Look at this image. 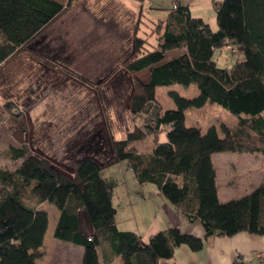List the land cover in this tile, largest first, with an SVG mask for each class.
I'll use <instances>...</instances> for the list:
<instances>
[{
	"label": "trees",
	"instance_id": "1",
	"mask_svg": "<svg viewBox=\"0 0 264 264\" xmlns=\"http://www.w3.org/2000/svg\"><path fill=\"white\" fill-rule=\"evenodd\" d=\"M137 2L140 12L146 5L144 0ZM72 3L0 0V88H9L10 68L17 57L26 53L46 62L30 44L65 15ZM211 6L217 29L193 16L189 5L179 1L163 18L152 19L147 33L141 35L146 31L142 27L133 29L117 66L132 82L128 112L142 122L115 138V123L107 114L109 152L105 161L85 153L68 160L71 173L67 174L52 165L46 144L37 145L43 156L31 149L24 136L26 125L19 118L12 134L16 146L9 145L6 155L20 163L14 172L0 169V264H38L48 226V213L39 208L44 201L59 211L54 236L82 248L81 264H111L114 258L119 264H159L174 256L176 246L200 250L204 238L183 233L176 226L154 232L146 240L135 231L118 228L111 198L118 183L101 171L123 160L139 185L152 183L188 221L199 220L204 237L230 238L241 232L263 236L264 175L249 193L221 202L211 155L261 153L264 158V0H211ZM225 46L234 47L238 55L231 66L221 67L214 55ZM175 49L180 53L165 60L168 51ZM146 68L149 77L142 82L134 74ZM190 83L197 89L194 96L169 90L173 107L163 108L155 97L158 86ZM97 94L104 114L109 99L102 89ZM207 103L237 115L238 121L220 123L221 134L215 126L203 131L197 125H186L185 111ZM162 134L166 140L156 141L149 153L131 146ZM27 189L35 204L25 202ZM82 210L89 221L87 231L81 229Z\"/></svg>",
	"mask_w": 264,
	"mask_h": 264
},
{
	"label": "rangeland",
	"instance_id": "2",
	"mask_svg": "<svg viewBox=\"0 0 264 264\" xmlns=\"http://www.w3.org/2000/svg\"><path fill=\"white\" fill-rule=\"evenodd\" d=\"M72 1V6L66 14L30 44L33 50L42 53L47 63H42L39 58L26 53L17 57V61L10 68L12 77H9L11 82L9 88L7 90L4 89L5 87L0 88V169L2 170L14 172L20 163L19 160L15 162L6 155L9 145L16 146L12 134L19 118H23L26 125L24 136L31 149L37 155L43 156L44 153L37 145L41 142L46 144L52 165L67 174L71 173V168L67 165L68 160L72 161L73 158L85 153L95 155L100 162L106 160L109 152V135L106 132L109 127L108 115L112 124L115 123L112 127L115 129L113 130L115 138L123 137L126 129L134 128L135 124L142 122L140 117L135 118L128 112L132 82L125 70H118L117 65L128 47L127 40L134 35L133 29L136 26L138 29L142 27L141 31L145 29L146 31L141 35L149 31L153 18L148 16V7H143L139 12L137 0ZM147 1L152 4L157 2L162 7L170 4V0ZM198 1L203 0H195L192 5L194 6ZM155 12H157L155 18L165 16L158 15L161 10ZM207 16L205 18H208L210 27L217 29L215 14V19ZM179 51L177 49L168 51L165 60L170 56L178 55ZM237 55L238 52L234 47L225 46L215 53L214 58L221 67L231 66ZM134 76L146 82L149 77L148 69L137 71ZM83 78L87 80L86 83ZM107 79L109 80L106 81ZM190 84L189 86L176 84L169 87L158 86L155 89V97L163 108L173 107V101L168 96L169 90L191 97L197 94V89L194 84ZM99 89H102L109 99V109L104 114L98 99ZM11 93L13 95H10ZM6 102L10 103V107ZM185 118L188 126L194 124L203 131L209 126H215L219 134H221L220 123L232 125L239 119L237 115H232L214 103H207L203 108L186 110ZM165 140V134L158 138L149 136L132 143L131 146L137 152L149 153L156 141ZM216 153L225 154V152ZM101 173L105 177L115 178L118 183L112 197L113 206L118 210L116 222L122 228L139 232L143 240H146L148 236L146 232L153 230L155 221L151 218L153 213H150L149 207H143L144 212L140 215L134 208V201L136 196L142 193V188L136 182L128 162L119 161L107 166ZM143 186V191L147 195L151 194L147 187L156 188L152 184ZM234 187L238 188L236 185ZM127 194H130V198L125 196ZM24 200L28 204H35L28 189L24 193ZM156 204L155 202L153 207ZM39 208L48 213V226L44 233L42 255L37 263L81 264L82 248L62 242L53 234L59 214L57 206L44 201ZM80 221L81 229L87 231L89 221L85 210L80 212ZM166 261L169 260H161L160 264H165ZM111 264H119V259L114 258Z\"/></svg>",
	"mask_w": 264,
	"mask_h": 264
},
{
	"label": "crops",
	"instance_id": "3",
	"mask_svg": "<svg viewBox=\"0 0 264 264\" xmlns=\"http://www.w3.org/2000/svg\"><path fill=\"white\" fill-rule=\"evenodd\" d=\"M176 1L185 5L188 4L192 14L195 8L193 16L203 18L208 24V18H205L207 15L215 19V12L211 6V0L198 1L194 6L192 4L195 0H170V4L165 7H162L157 2L152 4L146 0L145 5L149 9L148 16L155 19L154 16L157 15L155 11L158 10L162 11L158 15H165L168 10L172 9ZM211 161L216 171L215 182L218 199L221 202L228 201L233 197L239 198V196L249 193L251 189L261 183L264 175V158L261 153L226 152L225 154H217L215 152V154L211 155ZM143 185L146 184H140L142 193L140 192L141 194L136 196L134 208L137 209V214L139 215L144 212L143 207L146 206L151 210L150 213H153L151 218H154L155 224L152 228L153 230L146 232V235L149 236L154 232L164 230V228L176 226L183 233L187 232L204 238L203 246L197 252L191 250L187 245L176 246L174 256L168 259L169 261H166L167 263L164 262L165 264H233L236 257L243 259L250 257L253 260V264H260V259L256 257L255 253L264 249V234L263 236H259L241 232L230 236V238L220 236L204 237L205 231L199 220L195 222L188 221L181 210L176 208V206H172L163 196L158 194L157 188H153V186L147 187L148 192L151 193L147 195L143 191ZM235 185L238 186L237 189L234 187ZM125 196L130 198V194ZM153 202L157 203L154 207ZM155 210L158 212L156 211L155 213ZM117 212L118 210L116 211L115 217L117 216ZM117 226L119 229L129 230L122 228L118 223ZM135 232L140 235L139 232Z\"/></svg>",
	"mask_w": 264,
	"mask_h": 264
},
{
	"label": "built area",
	"instance_id": "4",
	"mask_svg": "<svg viewBox=\"0 0 264 264\" xmlns=\"http://www.w3.org/2000/svg\"><path fill=\"white\" fill-rule=\"evenodd\" d=\"M255 255L260 259V264H264V249L256 252ZM233 264H253V260L250 257H248L247 259L236 257Z\"/></svg>",
	"mask_w": 264,
	"mask_h": 264
}]
</instances>
